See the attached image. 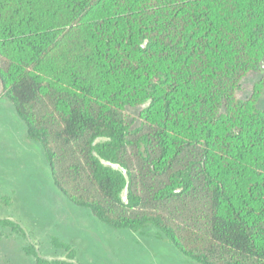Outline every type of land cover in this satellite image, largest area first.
<instances>
[{"label":"trees","instance_id":"1","mask_svg":"<svg viewBox=\"0 0 264 264\" xmlns=\"http://www.w3.org/2000/svg\"><path fill=\"white\" fill-rule=\"evenodd\" d=\"M263 63L264 0H0V99L54 187L195 264H264V77L239 97ZM50 242L64 259L23 251L77 264Z\"/></svg>","mask_w":264,"mask_h":264},{"label":"rangeland","instance_id":"2","mask_svg":"<svg viewBox=\"0 0 264 264\" xmlns=\"http://www.w3.org/2000/svg\"><path fill=\"white\" fill-rule=\"evenodd\" d=\"M264 77L261 71L247 77L239 91L247 98L251 88ZM264 107V100L260 101ZM138 110H133L137 114ZM0 217L18 223L26 231L22 239L5 230L0 242V264H35L23 248L35 245L46 259H64L53 250L51 238L71 244L78 252L77 264H195L156 229L138 234L114 231L88 211L78 209L54 187L49 167L39 145L27 137L24 124L12 105L0 99Z\"/></svg>","mask_w":264,"mask_h":264}]
</instances>
